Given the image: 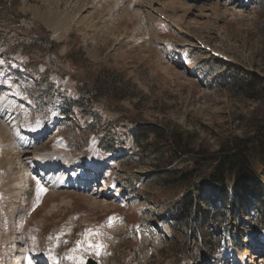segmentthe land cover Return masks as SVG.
Returning a JSON list of instances; mask_svg holds the SVG:
<instances>
[{"label":"rangeland","instance_id":"rangeland-1","mask_svg":"<svg viewBox=\"0 0 264 264\" xmlns=\"http://www.w3.org/2000/svg\"><path fill=\"white\" fill-rule=\"evenodd\" d=\"M1 23L9 43L11 33L32 44L0 56V264H178L184 249L204 264H264L255 205L232 204L227 248L212 254L221 236L193 215L177 221L171 205L179 191L166 169L191 162L168 163L131 136L132 121L177 128L212 154L227 136L264 129V1L0 0ZM105 71L124 88L89 108L68 103ZM217 188L203 182L202 209Z\"/></svg>","mask_w":264,"mask_h":264},{"label":"trees","instance_id":"trees-1","mask_svg":"<svg viewBox=\"0 0 264 264\" xmlns=\"http://www.w3.org/2000/svg\"><path fill=\"white\" fill-rule=\"evenodd\" d=\"M0 25L5 27L2 23ZM44 32L45 34L43 38H46L47 31L44 30ZM11 36L13 37L10 39L13 41L9 43V40L0 33V50L4 46L6 47L4 51H0V56L5 52L8 55H13L20 49L26 51L24 46H31L32 44V39L28 40V43H24L25 39L21 40L22 37L10 33L8 37ZM40 43L42 44L44 41L42 42L41 40L39 44ZM49 43L51 44V47L55 44L54 42ZM41 44L38 46L43 48ZM33 59L34 60H31L30 64H32L31 66L36 67L37 58L35 59L34 57ZM100 75L101 74L96 77L90 89L82 90L80 87H76L80 99L73 100L71 105H76L78 103L82 105V109L89 108L90 104L87 102H97L98 98H102L99 97L98 94L102 93L110 95V91L114 86H118L119 84L118 89L121 90L124 88V84H126L123 83L124 81L120 79V76L114 72L108 71L105 74ZM234 81L235 80L232 82ZM128 87L127 90H130L131 87ZM248 88L250 87L247 84H244L242 89L246 90ZM123 96L125 97V95ZM120 98L122 97L116 95L113 99ZM131 123L134 126L131 131V136L135 145H141L144 148H153L156 153L155 156H167L168 163H171L174 159L179 162L182 160L191 162V166L186 168H175L172 171H169V168L166 169L167 173H170L173 177L174 181L172 185L176 186V189L179 191L177 199L174 200L175 202L173 204L171 203V205L177 213H175L177 221L188 216L191 218L193 215V222L202 226L203 223L210 224L213 229V234L215 233L216 235L221 236V240L218 241V245L214 247L215 249L214 252L212 251V254L217 255L227 248V233L225 234V221H227L226 213H230L232 210L231 205L233 203H239L241 205L245 198L246 202H249L248 204L255 205L259 210V213L261 212L262 215H264V186L261 183V180L264 177V129H260L261 131L259 132L256 131L257 133L255 136L243 133L231 138L227 136L224 139L225 145L221 144L216 151L209 154L207 151L203 152L200 149V146L191 147L192 143L185 137L187 136L186 131L182 133L181 130H178L177 128H165L163 131L160 130V128H149L144 132V130L140 129L137 122L132 121ZM154 130H160V135L163 136V142H161V144L157 142L161 139V136L154 132ZM148 134L154 135L155 138L153 141H146ZM105 144L106 143L103 142L101 138L98 146L102 148V150L110 152V149L106 147ZM204 153L208 154V157L202 156ZM168 156L170 157V160ZM204 181L214 182L218 186L216 191H212L211 196L214 197L207 202V205L210 208L207 210L200 207L201 202L206 200L202 193H200ZM229 193L232 197L231 204L228 196ZM216 202L223 204L220 213L212 208ZM260 231L264 232V225ZM170 232H172V229H170ZM198 243L200 244L198 248L199 251L202 247L200 239ZM204 243L209 246L206 241ZM184 250H182V255L179 257L180 260L178 261V264H191L193 262L196 264H204L200 261H195L193 258L195 253L193 250Z\"/></svg>","mask_w":264,"mask_h":264},{"label":"bare ground","instance_id":"bare-ground-1","mask_svg":"<svg viewBox=\"0 0 264 264\" xmlns=\"http://www.w3.org/2000/svg\"><path fill=\"white\" fill-rule=\"evenodd\" d=\"M56 10H57V9H56ZM64 11H65V10H64ZM65 14H66V13H65ZM65 14H64V13H63V14H60V13H59V15L55 14L56 16H59V17H57L56 19H58V20L60 21V23H61V22H64V20L66 21L65 17H66L67 14H66V15H65ZM53 15H54V14H53ZM50 16H51V15H50ZM45 17H46V16H45ZM68 17H69V16H68ZM60 19H61V20H60ZM46 21H51V19L47 20V17H46ZM57 22H58V21H57ZM57 22H56V23H57ZM53 24H54V23H53ZM3 103H4V102H3ZM1 109H2V108H1ZM2 123H3V122H2ZM5 127H6V126H5ZM23 131H25V129H24ZM4 132H5V131H4ZM8 134H9V133H8ZM2 141H3V140H2ZM7 143H8V142H7ZM42 155H44V154H42ZM33 157H34V156H33ZM36 158H37V156H36ZM38 158H39V157H38ZM43 159H44V158H43ZM43 159H42V160H43ZM24 160H25V159H24ZM52 160H53V159H52ZM37 164H38V165H42V166H43V169H47V168L50 167V166H47V165L45 166V165L43 164V162L40 163V161H38ZM96 169L98 170L99 168H96ZM22 171H23V170H22ZM20 172H21V171H20ZM15 175H16V174H15ZM21 175H22V174H21ZM26 176H27V175H26ZM88 176H89V175H88ZM14 177H15V176H14ZM90 177H91V175H90ZM17 178H18V177H17ZM27 178H28V177H27ZM23 181H24V180H23ZM23 181H22V179L19 180V181L17 182V184H15V187H14V188H15L16 190L23 189V188H24V187H23V186H24L23 183H24L26 180H25L24 182H23ZM25 186H26V185H25ZM16 192H17V191H16ZM18 198H20V200H21L20 203H23L24 200H25V197L22 196V193L19 194ZM16 203H18V202H16V200H15V201H14V204L17 205ZM21 207H22V206H18V207L16 206V207L14 208L13 213L16 215V218H15V219H17V217H18V213H20V211H21ZM15 219H14V220H15ZM115 232H116V231H115ZM14 237H15V236H14ZM262 259H263V258H262Z\"/></svg>","mask_w":264,"mask_h":264},{"label":"water","instance_id":"water-1","mask_svg":"<svg viewBox=\"0 0 264 264\" xmlns=\"http://www.w3.org/2000/svg\"><path fill=\"white\" fill-rule=\"evenodd\" d=\"M85 264H97V263L92 259H87Z\"/></svg>","mask_w":264,"mask_h":264},{"label":"snow or ice","instance_id":"snow-or-ice-1","mask_svg":"<svg viewBox=\"0 0 264 264\" xmlns=\"http://www.w3.org/2000/svg\"><path fill=\"white\" fill-rule=\"evenodd\" d=\"M37 183L39 184V182H37ZM38 191L43 192L44 189L43 188H38Z\"/></svg>","mask_w":264,"mask_h":264},{"label":"crops","instance_id":"crops-1","mask_svg":"<svg viewBox=\"0 0 264 264\" xmlns=\"http://www.w3.org/2000/svg\"><path fill=\"white\" fill-rule=\"evenodd\" d=\"M66 21L64 20V22L63 23H65Z\"/></svg>","mask_w":264,"mask_h":264}]
</instances>
